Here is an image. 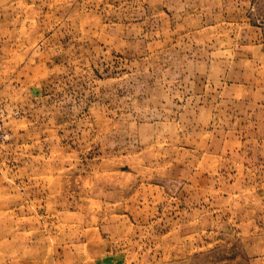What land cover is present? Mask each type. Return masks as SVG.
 Masks as SVG:
<instances>
[{
    "label": "rangeland",
    "instance_id": "obj_1",
    "mask_svg": "<svg viewBox=\"0 0 264 264\" xmlns=\"http://www.w3.org/2000/svg\"><path fill=\"white\" fill-rule=\"evenodd\" d=\"M0 264H264V0H0Z\"/></svg>",
    "mask_w": 264,
    "mask_h": 264
}]
</instances>
